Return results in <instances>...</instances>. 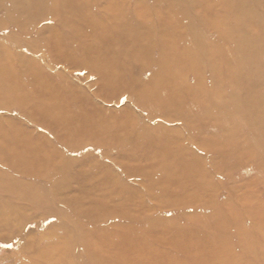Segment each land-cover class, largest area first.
<instances>
[{
  "label": "rangeland",
  "instance_id": "rangeland-1",
  "mask_svg": "<svg viewBox=\"0 0 264 264\" xmlns=\"http://www.w3.org/2000/svg\"><path fill=\"white\" fill-rule=\"evenodd\" d=\"M178 1L82 0L59 17L47 0L23 30L0 1L23 85L0 79V264H264V0ZM132 25L146 37H119ZM62 42L79 54L58 57Z\"/></svg>",
  "mask_w": 264,
  "mask_h": 264
},
{
  "label": "bare ground",
  "instance_id": "bare-ground-1",
  "mask_svg": "<svg viewBox=\"0 0 264 264\" xmlns=\"http://www.w3.org/2000/svg\"><path fill=\"white\" fill-rule=\"evenodd\" d=\"M1 1V0H0ZM3 1V0H2ZM46 1L47 0H13V4L11 5V6H7V8H5L6 9V15L8 16V19H9V22H12L13 24H16V25H18L19 27H21L20 29H22L23 30V25L24 24H26L27 23V19L29 18V17H27L26 15H25V13H30L31 15L32 14H36L37 15V13L36 12H34L33 11V9L35 8V11H38V13H40V10L44 7V5H45V3H46ZM82 0H53V7H52V13L55 15V16H59L60 17V15H62V14H69V13H72L73 12V10H75V9H77V10H79V5H80V2H81ZM86 1V0H85ZM162 2H163V4L164 3H166L165 5H167L169 8H170V6H171V8H172V6H176V5H180V2L178 1V0H169V3H167V0H162ZM172 5H171V4ZM176 4V5H175ZM178 5V6H179ZM83 6V5H82ZM251 7V6H250ZM13 9H15V11L13 12V13H11L10 11L11 10H13ZM73 9V10H72ZM81 10L82 9H80L79 11H78V14L80 15L81 14ZM69 11V12H68ZM35 15V17H37ZM89 15H87V17H88ZM83 18H85V17H83ZM36 19V18H35ZM86 19V18H85ZM62 22V25H65L66 23H68L67 22V20H62L61 21ZM83 22H86V20H84ZM97 25L95 26V27H97V26H101V23L100 22H98V23H96ZM102 28V27H101ZM131 29H129L130 31H123L122 32V34L121 35H119V37H121L122 39H126V36L127 37H131L133 40L134 39H136V40H139L141 37H146L145 35H144V33H143V31L142 30H140V28H139V25H137V27H134L133 25L130 27ZM123 29H124V27H123ZM102 30V32H103V30L104 31H109V30H105V28H103V29H101ZM109 33V32H108ZM107 32H105L104 33V35L105 34H108ZM126 34V35H125ZM117 36L118 35H116L115 36V34H112V33H109L108 35H105L104 36V38H102V41H103V43H109L110 41H112V42H114L113 40H118L117 39ZM38 39V37L35 39V40H37ZM121 39V40H122ZM64 41H68V38H64L63 39ZM136 40H134V41H136ZM57 41V40H56ZM59 43L61 42V41H58ZM57 44V43H55L56 44V46H57V48H61V45L60 44ZM111 43V42H110ZM62 45L64 46L61 50L60 49H58V54H59V56L58 57H65V56H67L68 54H70L71 56H77V54H79V52L77 51V50H73V51H70L71 50V47H65L66 46V44L65 43H63L62 42ZM1 47V46H0ZM170 47V46H169ZM201 49L202 50H205V47L203 46V45H201ZM251 49V48H250ZM88 49H87V47H85V51H87ZM162 50H166V48H165V46H163V48H162ZM248 50V49H247ZM247 50H245V53H243L242 55H241V57H242V62L244 63V64H247L245 67H248V68H250L252 71H254L253 69L255 68V67H252V65H259V58L258 57H256V55L255 54H252V53H250L249 51L250 50H248V52H247ZM104 52V51H103ZM163 52H166V51H163ZM190 56V58H189V61H186V62H184V66H186L187 67V65L189 66V67H192V68H194V69H196V73L197 74H199V69L201 68V63H204L205 61H203V59H201V61H200V59H199V57L196 59L195 58V56H196V51L195 50H193V51H190L189 53H188ZM195 55V56H194ZM215 55H217V54H215ZM215 55H211V53H208V56L210 57V56H212V57H216ZM219 55V58L220 59H217L218 61H221L222 60V58L223 57H225L226 56V53L225 52H221V53H219L218 54ZM101 56H103V54L101 55ZM9 57H10V55L5 51V49H3L2 47L0 48V79H1V77L3 78L2 80H1V83H2V88H5V92L6 93H8V94H18L20 91H22V88H23V85H19V83L18 82H13L9 77H8V75H10V73H9V69H10V65L12 64V62H13V60L10 58L9 59ZM208 57V58H209ZM228 57V56H227ZM17 60L21 63V69H19L18 70V73L21 71V70H23L24 72H26L27 73V78L29 79V83H31V85L33 86V83L36 81V80H38V78H37V76L36 75H33V65H32V61H29V60H27V58L26 57H23V56H21V55H18V57H17ZM53 60H56V59H53ZM210 61V60H209ZM217 61V62H218ZM213 65V64H212ZM168 66H173V63L172 64H169V65H164V67L161 69V72H160V79H162V80H165L166 78H167V72H169V70L170 69H167V68H169ZM258 67V66H257ZM257 67H256V69H257ZM217 68V67H216ZM216 68L214 67V65H213V67H212V69H210L211 70V73H212V75H213V77H214V79H215V81H218L217 79V77H216V74H215V72H216ZM215 69V70H214ZM105 70V69H104ZM108 71V70H107ZM215 71V72H214ZM255 72V71H254ZM18 73H13V74H17L18 75ZM104 74V73H103ZM17 75H13L14 77V80H16L17 78H18V76ZM196 81H198V82H200V79H196ZM38 81H36L34 84H36ZM41 83H43L44 85H42V86H44V87H42V89H43V92H45V93H50L51 92V94H53L54 93V91H51V87H50V85L46 82V80L45 81H42ZM4 84V85H3ZM50 91V92H49ZM142 92H144L146 95H148V94H152V92H150V90L149 89H144ZM149 92V93H148ZM42 94V93H41ZM201 96H202V98H203V94L201 93ZM200 98V97H199ZM233 98L236 100L235 101V104L234 105H236V106H238L240 109H241V107H242V100H240V99H238V97L237 96H233ZM197 99V98H196ZM200 104V103H199ZM58 105H62V102L59 100L58 101ZM199 106V105H198ZM76 107H78L77 105H76ZM69 108V107H68ZM243 108V107H242ZM49 111H51V115L50 116H52V118H54V119H58V120H61V119H59L60 118V116L59 115H57V113H52L53 111L55 112V111H57V110H54V108H46V107H44L43 108V110L41 109V112H43L44 113V115L45 116H47L48 115V112ZM62 116V115H61ZM95 120H97V116H90V118L89 119H86L85 121H87V123L88 124H90L91 122H93V121H95ZM143 138H144V136H142ZM141 137V138H142ZM141 141V140H140ZM180 162V161H179ZM177 164V163H176ZM176 166V165H175ZM169 168V167H168ZM0 214H1V212H0ZM5 216V215H4ZM2 218V216L0 215V219Z\"/></svg>",
  "mask_w": 264,
  "mask_h": 264
},
{
  "label": "snow or ice",
  "instance_id": "snow-or-ice-1",
  "mask_svg": "<svg viewBox=\"0 0 264 264\" xmlns=\"http://www.w3.org/2000/svg\"><path fill=\"white\" fill-rule=\"evenodd\" d=\"M49 23H51V21H48ZM83 73H81L82 75ZM128 100V97L127 96H124L122 97L121 99V103H126ZM13 245L7 241L3 242V243H0V249H4V250H10L12 249Z\"/></svg>",
  "mask_w": 264,
  "mask_h": 264
}]
</instances>
